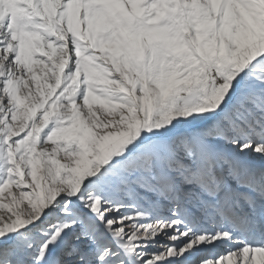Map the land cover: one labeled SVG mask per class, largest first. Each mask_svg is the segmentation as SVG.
Instances as JSON below:
<instances>
[{"label": "snow or ice", "instance_id": "snow-or-ice-1", "mask_svg": "<svg viewBox=\"0 0 264 264\" xmlns=\"http://www.w3.org/2000/svg\"><path fill=\"white\" fill-rule=\"evenodd\" d=\"M0 264H264V0H0Z\"/></svg>", "mask_w": 264, "mask_h": 264}]
</instances>
